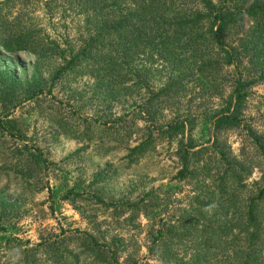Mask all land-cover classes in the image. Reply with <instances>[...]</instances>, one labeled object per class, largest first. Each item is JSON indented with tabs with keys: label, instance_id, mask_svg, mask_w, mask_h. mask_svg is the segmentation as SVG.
I'll use <instances>...</instances> for the list:
<instances>
[{
	"label": "trees",
	"instance_id": "obj_1",
	"mask_svg": "<svg viewBox=\"0 0 264 264\" xmlns=\"http://www.w3.org/2000/svg\"><path fill=\"white\" fill-rule=\"evenodd\" d=\"M9 1L0 2V50L34 57L38 70L47 60L62 61L54 64L52 86L68 71L83 67L90 68L100 84H107L113 96L131 94L142 84H163L146 102L149 109L155 98L166 103L188 84L206 87L223 99L222 108L202 118V131L209 130L211 135L207 139L210 145L200 144L194 137V118H174L158 128L177 140L180 169L176 177L195 180L197 193L180 218L172 223L163 220L156 228L153 251L160 253L163 264H264V167L257 191L249 194L252 191L244 183L249 167L219 141L224 130H244L264 160V135L245 123L251 88L264 84V0H66L71 12L85 16L86 27L77 49L61 48L41 30L20 22L8 23L2 10ZM230 68L233 71L227 73ZM43 82L38 71L31 79L21 80L0 68V106L9 110L38 99L44 93ZM224 84L231 87L226 97ZM14 123L5 122L0 114V147H5V131L14 129ZM16 132L20 138L26 137L20 128ZM8 133L12 132L8 129ZM150 144V140L141 142L130 149V155H139ZM18 155V163L1 159L0 172L11 167L31 186L48 160L39 147L28 144ZM241 194L245 196L241 198ZM64 198L84 197L73 188ZM156 198L149 203L134 202L131 209L147 211L156 205ZM85 199L116 210L119 207L96 193ZM6 210V202L0 200L2 217ZM38 247L43 248L45 259L43 255L32 260L31 250L26 248L23 257L11 264H77L82 256L95 264L119 263L114 246L86 231L65 240L56 237ZM38 247L36 253L41 250Z\"/></svg>",
	"mask_w": 264,
	"mask_h": 264
},
{
	"label": "rangeland",
	"instance_id": "obj_2",
	"mask_svg": "<svg viewBox=\"0 0 264 264\" xmlns=\"http://www.w3.org/2000/svg\"><path fill=\"white\" fill-rule=\"evenodd\" d=\"M70 4L66 0H11L3 6L2 15L12 25L20 22L41 30L61 48L77 49L86 27L85 16L71 12ZM60 62L47 60L38 70L34 57L0 50L1 69L21 80L31 79L36 71L44 78V93L38 99L23 101L9 110L0 106L2 120L15 121L14 129L5 124L12 133L5 131L0 160L18 163V150L24 144L39 147L48 160L31 186L11 167L0 172V200L7 208L5 216L0 215V264L18 261L26 248L31 250L32 260L37 259L44 255L38 247L42 242L56 237L65 240L85 231L114 246L118 264H163L160 253L153 251L152 234L163 220L172 223L184 214L197 187L195 180L176 177L180 169L178 142L158 128L174 118H194V137L200 144L210 145L207 139L211 135L209 130L202 131V118L222 108L223 99L206 87L188 84L166 103L155 98L149 109L146 102L163 84H142L131 94L113 96L90 68L76 67L52 86L54 64ZM230 71L233 68L226 70ZM224 88L226 97L231 87L224 84ZM245 118V123L264 135V84L251 88ZM18 128L26 135L24 139L16 132ZM147 140L152 144L146 151L130 155L131 148ZM219 141L227 151L244 159L250 172L244 183L252 191L249 194H255L264 160L252 139L244 130L231 129L222 131ZM206 180L209 184L210 178ZM73 188L84 198H64ZM149 192L155 195L148 196ZM94 193L107 203H117L118 209L85 199ZM155 196L156 205L147 211L131 209L134 202L149 203ZM72 246L77 247L76 243ZM37 247L41 250L36 253ZM77 264L95 262L82 256Z\"/></svg>",
	"mask_w": 264,
	"mask_h": 264
}]
</instances>
